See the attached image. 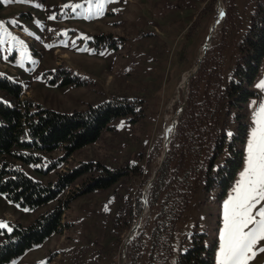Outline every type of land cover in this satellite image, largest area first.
Returning a JSON list of instances; mask_svg holds the SVG:
<instances>
[{
  "label": "rangeland",
  "instance_id": "374dc122",
  "mask_svg": "<svg viewBox=\"0 0 264 264\" xmlns=\"http://www.w3.org/2000/svg\"><path fill=\"white\" fill-rule=\"evenodd\" d=\"M1 1L4 8L0 21L17 39L2 37L0 77L23 86L20 103L26 99L34 111L45 108L72 113L116 97L138 101L135 112L113 119L98 140L70 155L58 147L38 151L41 160L35 163L15 160L18 168L43 184H53L60 173L88 162L132 171L109 188L77 196L65 210L62 231L6 264H130L133 246L143 249L140 264H149L154 218L159 211V205H149V182L162 165L167 128L177 123L188 99L193 76L183 86L184 76L216 46L213 72L203 80L200 93V98L214 97L219 86L232 76L238 44L249 26L256 0H235L233 17L227 23L226 0H112L102 14L91 18H87L86 10L91 7L95 12L97 0ZM77 4L83 7L75 11L66 7ZM211 32L213 37L205 53ZM100 36L105 39L100 40ZM60 69L80 84L60 85L62 73L56 83L51 82ZM260 81H264V59L253 84L259 95L248 102L250 128L235 183L221 200L216 192L208 197L200 186L176 225L171 249L162 246L154 264H174L192 244L194 233H205L206 245L216 246L218 264L223 204L246 166L254 113L264 103V89L257 87ZM0 100L10 102L9 93L1 86ZM232 120L223 108L221 128L228 134L235 128ZM98 174L86 171L60 198L78 192ZM58 202L56 199L28 208L0 193V223L10 229L16 223L28 226ZM141 216V225L128 238ZM3 240L4 233L0 232V243ZM257 248H264V241ZM248 264H264V252L257 251Z\"/></svg>",
  "mask_w": 264,
  "mask_h": 264
},
{
  "label": "trees",
  "instance_id": "16d2710c",
  "mask_svg": "<svg viewBox=\"0 0 264 264\" xmlns=\"http://www.w3.org/2000/svg\"><path fill=\"white\" fill-rule=\"evenodd\" d=\"M225 23L234 13L235 0H226ZM4 8L0 0V11ZM100 40L105 36L98 37ZM239 54L232 76L219 86L210 99L200 98L203 80L211 75L216 46L207 51L195 76L190 80L186 105L177 120L166 158L156 171L149 191L151 208L159 205L151 234L152 247L149 264H154L156 252L167 246L171 249L175 229L200 186L207 196L216 192L221 200L235 183L244 161V146L250 128L248 102L259 93L253 88L264 59V0H256L249 26L240 39ZM60 85L80 84L67 71ZM0 86L10 95V102L0 100V193L23 207L36 208L52 200L58 205L40 215L28 226L16 223L10 231L1 229L4 240L0 243V264H6L44 242L65 226L63 216L71 201L95 189L109 188L132 170H111L100 163H82L80 167L62 172L53 184H43L28 176L15 165V160L35 163L41 160L38 151L49 152L62 147L66 155L95 142L109 123L135 112L136 100L116 97L90 105L84 111L61 113L39 108L24 96L20 83L0 77ZM232 116L234 131L229 135L221 128L222 111ZM57 162L53 164V167ZM86 171L99 174L85 182L83 188L66 198L63 192ZM134 219L129 222V227ZM205 233L192 234V244L180 253L174 264H215L216 246H207ZM170 246V247H169ZM143 249L132 247L130 264H140Z\"/></svg>",
  "mask_w": 264,
  "mask_h": 264
},
{
  "label": "snow or ice",
  "instance_id": "6c2138e0",
  "mask_svg": "<svg viewBox=\"0 0 264 264\" xmlns=\"http://www.w3.org/2000/svg\"><path fill=\"white\" fill-rule=\"evenodd\" d=\"M111 2L112 0H97L95 12L91 7L86 10L87 18L99 16L106 4ZM66 7H72L75 11L83 5ZM51 18L55 19V17ZM5 36L10 37L11 40L17 39L8 32L4 22L0 21V44L5 42L2 38ZM257 87L264 89V81H260ZM262 202H264V103H261L254 113V126L247 143L246 166L240 173L232 193L223 204V228L219 237L218 264H248L257 251L264 252V248H257V245L264 241V203ZM0 228H8V226L0 223Z\"/></svg>",
  "mask_w": 264,
  "mask_h": 264
},
{
  "label": "water",
  "instance_id": "95a60500",
  "mask_svg": "<svg viewBox=\"0 0 264 264\" xmlns=\"http://www.w3.org/2000/svg\"><path fill=\"white\" fill-rule=\"evenodd\" d=\"M212 37H213V32H211V34H210V36H209V38H208V43L206 44V47H205V48H206L205 53H206L207 49L210 47V45H209V41L212 39ZM202 59H203V56L201 57L200 61L198 62L197 67H196V68H195V69L189 74L188 82H189L190 78H191L192 76H194V75L197 73L199 67L201 66ZM188 82H187V84H188ZM176 124H177V123L175 122V123H174V126H173V129H174V130L176 129ZM170 138H171V136H169V138H167V139L165 140V152H164V154H163V158H162V160H161V164L163 163V161H164V159H165V157H166L167 151H168V149H169V139H170ZM161 164H160V165H161ZM155 177H156V175L154 174L152 180L149 182V186H151V184H152L153 180L155 179ZM144 196H145V203H147L146 193L144 194ZM138 226H139L138 224H135V225H134V227L132 228V230L130 231V233H129V235H128V238H130V237L133 236L134 230H135Z\"/></svg>",
  "mask_w": 264,
  "mask_h": 264
},
{
  "label": "bare ground",
  "instance_id": "6f19581e",
  "mask_svg": "<svg viewBox=\"0 0 264 264\" xmlns=\"http://www.w3.org/2000/svg\"><path fill=\"white\" fill-rule=\"evenodd\" d=\"M188 77H189V75H185L184 76V79H183V82H182V85L183 86H185L186 84H187V82H188ZM173 126H174V124H173V122L169 125V127L167 128V138H169V136H170V134H171V132L173 131ZM166 138V139H167ZM142 221H143V216H141L140 218H139V220L137 221V223L136 224H138L139 226L141 225V223H142Z\"/></svg>",
  "mask_w": 264,
  "mask_h": 264
}]
</instances>
